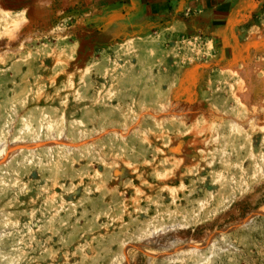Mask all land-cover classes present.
Here are the masks:
<instances>
[{"label": "rangeland", "instance_id": "rangeland-1", "mask_svg": "<svg viewBox=\"0 0 264 264\" xmlns=\"http://www.w3.org/2000/svg\"><path fill=\"white\" fill-rule=\"evenodd\" d=\"M55 3L0 0V264H264V60L148 101Z\"/></svg>", "mask_w": 264, "mask_h": 264}, {"label": "crops", "instance_id": "crops-1", "mask_svg": "<svg viewBox=\"0 0 264 264\" xmlns=\"http://www.w3.org/2000/svg\"><path fill=\"white\" fill-rule=\"evenodd\" d=\"M55 10L100 50L134 48L131 79L148 101L195 105L213 73L264 60V0H56Z\"/></svg>", "mask_w": 264, "mask_h": 264}, {"label": "bare ground", "instance_id": "bare-ground-1", "mask_svg": "<svg viewBox=\"0 0 264 264\" xmlns=\"http://www.w3.org/2000/svg\"><path fill=\"white\" fill-rule=\"evenodd\" d=\"M38 141V140H37ZM37 143H35V144H32V143H29V144H25L24 146H25V148L27 147V148H30V147H32V146H37L36 145ZM48 146V145H47ZM12 147H14V146H11L10 147V150H11V148ZM21 148H23V147H20V148H18V149H21ZM33 148V147H32ZM31 149V148H30ZM15 150H17V149H15ZM248 221V220H247ZM186 251V253H189V252H193V253H196V252H199L200 251V249L199 248H193V249H187V250H185ZM185 251H182V252H185Z\"/></svg>", "mask_w": 264, "mask_h": 264}]
</instances>
